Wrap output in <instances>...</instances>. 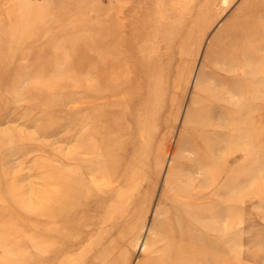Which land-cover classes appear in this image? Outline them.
<instances>
[{
    "label": "rangeland",
    "instance_id": "rangeland-1",
    "mask_svg": "<svg viewBox=\"0 0 264 264\" xmlns=\"http://www.w3.org/2000/svg\"><path fill=\"white\" fill-rule=\"evenodd\" d=\"M263 3L0 0V212L12 176L23 197L68 176L89 206L67 238L0 222V264H264V49L222 53Z\"/></svg>",
    "mask_w": 264,
    "mask_h": 264
},
{
    "label": "bare ground",
    "instance_id": "bare-ground-1",
    "mask_svg": "<svg viewBox=\"0 0 264 264\" xmlns=\"http://www.w3.org/2000/svg\"><path fill=\"white\" fill-rule=\"evenodd\" d=\"M262 10L263 11L259 9L253 14V16L255 15L254 18L244 20L237 26V28L232 30V38L230 39L231 41H229L230 45L228 44L227 35L222 53H225L228 57L229 52L231 61H234L240 55H243L241 56L242 58L240 57V61H246L247 59L253 60V58H256L258 53L264 49V7ZM87 91L89 90L86 89V92ZM99 145H101V143L96 141L93 145L89 144L82 147L85 154H93L94 156V160L90 163H85L84 166V171L92 176L94 173H104V169H106L108 165L106 158H104L103 155H109L110 152L108 150H101V148L99 149ZM49 170L50 174H52L53 169H51V166L49 167ZM11 178V183L6 187L3 194V199L9 207V211L0 212V222L3 221L2 223H4L7 228H5V230L9 236L13 234L11 237L8 236V240L6 239V241L13 240V243H17V239L22 237V231H30L33 233V230L38 226L37 219H39V217L66 221L67 238L69 225L72 223V220L77 218L79 209L83 213L89 207L87 197L82 192L85 187L82 186V184L71 181V178L68 176H66V180L63 182L62 190L58 191V189H56L48 193L43 192L44 195L40 197L31 193V189L28 196L23 197L24 192L22 193L20 186H16V182L18 181L16 176H12ZM92 183L93 182L90 179L88 186ZM65 213L66 217H63L65 216ZM45 230L46 232H43L44 237L40 234L30 237L31 240H33V244L36 246L39 243L41 244V242L38 241L41 239L44 241V245L45 243L46 245H49L51 231L55 237L60 235V233H56V229L51 231H48L47 229ZM30 238L26 240L29 241ZM24 241L25 240H23V242ZM184 258L185 257L179 255L178 252H175V257L172 260L173 262L168 264H179ZM166 261L167 260L165 259L164 261H160V263L162 262L165 264Z\"/></svg>",
    "mask_w": 264,
    "mask_h": 264
}]
</instances>
